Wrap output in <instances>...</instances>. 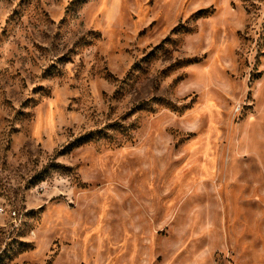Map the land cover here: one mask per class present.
I'll use <instances>...</instances> for the list:
<instances>
[{
    "label": "rangeland",
    "instance_id": "rangeland-1",
    "mask_svg": "<svg viewBox=\"0 0 264 264\" xmlns=\"http://www.w3.org/2000/svg\"><path fill=\"white\" fill-rule=\"evenodd\" d=\"M0 264H264V0H0Z\"/></svg>",
    "mask_w": 264,
    "mask_h": 264
}]
</instances>
